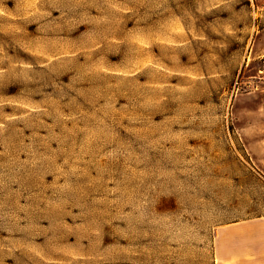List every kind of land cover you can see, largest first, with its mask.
I'll return each mask as SVG.
<instances>
[{"label": "rangeland", "instance_id": "rangeland-1", "mask_svg": "<svg viewBox=\"0 0 264 264\" xmlns=\"http://www.w3.org/2000/svg\"><path fill=\"white\" fill-rule=\"evenodd\" d=\"M0 264H264V0H0Z\"/></svg>", "mask_w": 264, "mask_h": 264}]
</instances>
